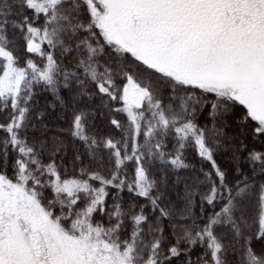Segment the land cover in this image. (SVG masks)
Returning a JSON list of instances; mask_svg holds the SVG:
<instances>
[{"label":"snow or ice","instance_id":"snow-or-ice-1","mask_svg":"<svg viewBox=\"0 0 264 264\" xmlns=\"http://www.w3.org/2000/svg\"><path fill=\"white\" fill-rule=\"evenodd\" d=\"M0 264H264V0H0Z\"/></svg>","mask_w":264,"mask_h":264}]
</instances>
